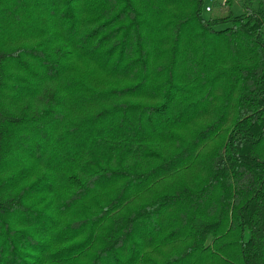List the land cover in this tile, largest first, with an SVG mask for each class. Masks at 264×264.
<instances>
[{"label":"trees","instance_id":"16d2710c","mask_svg":"<svg viewBox=\"0 0 264 264\" xmlns=\"http://www.w3.org/2000/svg\"><path fill=\"white\" fill-rule=\"evenodd\" d=\"M235 1L0 0V264H264V0Z\"/></svg>","mask_w":264,"mask_h":264},{"label":"rangeland","instance_id":"374dc122","mask_svg":"<svg viewBox=\"0 0 264 264\" xmlns=\"http://www.w3.org/2000/svg\"><path fill=\"white\" fill-rule=\"evenodd\" d=\"M210 1H211V0H205L206 5L209 4ZM239 9H240V8H239L237 2H236L235 0H233V2H232V10H234V11H239ZM100 74H101V73H100ZM107 77H108V76H107Z\"/></svg>","mask_w":264,"mask_h":264},{"label":"built area","instance_id":"2783aa9c","mask_svg":"<svg viewBox=\"0 0 264 264\" xmlns=\"http://www.w3.org/2000/svg\"><path fill=\"white\" fill-rule=\"evenodd\" d=\"M224 1V0H223Z\"/></svg>","mask_w":264,"mask_h":264}]
</instances>
